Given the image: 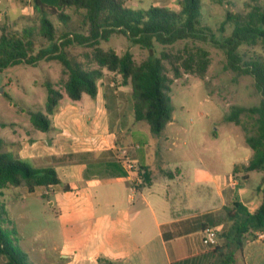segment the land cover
<instances>
[{
	"label": "rangeland",
	"instance_id": "rangeland-1",
	"mask_svg": "<svg viewBox=\"0 0 264 264\" xmlns=\"http://www.w3.org/2000/svg\"><path fill=\"white\" fill-rule=\"evenodd\" d=\"M15 1V7H6L5 3H0V25L18 32L31 30L35 54L40 51L50 54L35 65L19 62L0 71V137L12 139L34 136L37 133L32 128L30 112L45 113L48 96L45 83L51 82L65 93L64 81L67 76L63 63L56 57L62 56L71 62L80 63L87 70L96 67L92 58L93 46L87 41H71V34L88 35V24L84 21L83 11L67 9L66 13L70 17L67 24L55 15L50 16L58 35L54 41H48L40 36L41 14L33 8V1ZM128 1L125 0V3ZM216 1L218 0H201L199 20L212 27L217 38H222L223 35L217 30L226 12L242 9L246 0H221V4ZM147 2L139 7H127L134 10L146 9L151 0ZM226 30L224 35L229 34L231 28ZM185 43L193 42L184 41L175 47H182ZM196 44L210 52L211 64L206 78L203 81L197 76L185 74L174 81L170 92L173 121L160 135L153 134L146 122L135 120L132 114L130 82H124L119 74L107 70L98 84L103 79L110 96L101 94L96 98L99 118L92 119L93 113H88L85 119L81 118V102L73 101L65 95L60 105L66 107L67 112L62 115L57 109V114L49 117L50 131L44 134L54 136L87 133L106 130L111 125L118 133L119 144L123 145L127 139L141 145L139 153L144 162H153L155 157L149 159V149L153 150L159 144L162 152L167 154L164 164L167 168L174 170L182 161L200 160L208 169L229 176L236 166L247 165L248 158L253 155L245 143L241 127L228 121L229 108L233 104L255 105L259 103L260 96L254 92L251 78L226 68L224 51L205 43ZM55 45H59L61 50ZM97 47L103 50L113 49L119 55L130 51L137 63L148 56H158L165 49V46L158 43H155L153 49L134 45L123 34H112L107 41L99 40ZM84 97L90 99L89 95L85 94ZM103 113L105 116H102ZM108 119H111V123ZM6 148L13 154L10 146ZM2 151L8 153L4 149ZM126 154L130 155L129 148ZM262 175L259 172L252 173L249 184H259ZM44 191L43 188H36L30 193L25 186H12L5 188L0 197L18 231L15 244L25 254L26 263L96 264L93 257L96 253V241L90 227L70 225L69 221L58 219L56 213L61 210V203L52 192L45 196ZM226 252H230V249H226ZM234 253L233 260L237 261L234 264H243L240 251L235 250Z\"/></svg>",
	"mask_w": 264,
	"mask_h": 264
},
{
	"label": "trees",
	"instance_id": "trees-1",
	"mask_svg": "<svg viewBox=\"0 0 264 264\" xmlns=\"http://www.w3.org/2000/svg\"><path fill=\"white\" fill-rule=\"evenodd\" d=\"M33 8L41 14L39 33L48 41H54L57 30L50 19L55 15L67 24L70 20L67 9L83 11L88 24V35L71 34V41H87L93 46V61L96 67L85 69L82 64L60 59L67 78L64 91L51 82L47 89L45 113L30 112V120L36 130L50 129L51 115H54L64 95L79 101L84 94L95 98L99 80L105 70L119 74L132 87V107L136 121L147 123L150 131L160 135L173 121V105L170 97L175 80L190 74L205 80L211 64L210 52L196 43H205L224 51L226 68L251 78L254 92L260 96L259 103L252 106L233 104L228 121L241 127L245 143L253 155L243 167L236 166L234 173H263L256 188L261 194V204L251 211L240 201H233L220 210L204 215L207 219L204 229L222 225L218 231V243L213 249L222 264H230L235 250L264 233V0H246L240 10H228L217 38L209 25L201 23L199 15L201 0H179L177 9L150 6L134 10L126 7L125 0H32ZM218 4L221 0L216 1ZM231 28L229 34L227 28ZM0 71L13 64L23 62L35 65L48 58L50 52L35 54L33 32L8 30L0 25ZM112 34L125 35L134 45L153 49L155 43L165 46L158 56H148L137 63L130 51L119 55L115 50L97 47L99 40H108ZM67 37L66 34H62ZM185 43L182 47L175 45ZM61 50L59 45H55ZM215 135V133H214ZM4 141L0 138V197L3 189L10 186H25L33 193L38 187L62 185L54 166H36L31 162L15 158L3 152ZM143 171L145 184L150 182L148 169ZM121 174L125 172L120 169ZM142 181V182H143ZM18 231L8 215L5 204L0 201V264H27L25 254L16 247ZM168 238V235H165ZM230 249V252H226ZM96 264H125L122 260L99 257ZM173 264H181V261Z\"/></svg>",
	"mask_w": 264,
	"mask_h": 264
},
{
	"label": "crops",
	"instance_id": "crops-1",
	"mask_svg": "<svg viewBox=\"0 0 264 264\" xmlns=\"http://www.w3.org/2000/svg\"><path fill=\"white\" fill-rule=\"evenodd\" d=\"M178 1L151 0L150 6L177 9ZM146 2L129 0L125 5L139 7ZM0 3L6 7L17 6L15 0H0ZM99 85L95 98L84 99V94L78 101L81 118L85 119L88 113H93L92 119L100 116L96 98L101 94L110 96V92L105 89L103 79ZM58 110L62 115L67 112L60 103ZM32 128L37 132L34 136L2 138L3 149L10 154L6 148L10 146L13 149L10 155L33 165L55 167L62 185L38 188L45 190V196L52 192L61 203V210L56 213L58 219L69 221L70 225L90 227L96 241L93 256L96 263L99 257H106L125 264L179 261L181 264H222L213 254L214 247L202 243L207 221L204 215L233 201L244 203L251 211L261 204V194L256 190L258 184H249L252 173L246 178L234 172L224 176L208 169L200 160L182 161L173 170L164 166L167 154L159 144L149 149V159L155 157L153 162H144L139 153L141 145L127 139L123 145L119 144L118 133L111 125L101 131L54 136L44 134L50 129L42 132ZM127 148L131 161L139 168L148 169L149 184L136 183L126 169L122 158ZM216 227L220 230L222 225ZM240 254L243 264H264V233H258ZM234 263L237 261L230 264Z\"/></svg>",
	"mask_w": 264,
	"mask_h": 264
},
{
	"label": "built area",
	"instance_id": "built-area-1",
	"mask_svg": "<svg viewBox=\"0 0 264 264\" xmlns=\"http://www.w3.org/2000/svg\"><path fill=\"white\" fill-rule=\"evenodd\" d=\"M122 160L124 161V165H125L126 169L129 171L130 175H133L136 183H139V184L142 183L143 171L140 170L139 167H137L131 161L130 157L128 156V154H126V152L124 153ZM233 185H236L235 180L233 181ZM218 231H219L218 227H207V228L203 229V231H202V243H203V245H205L206 247H215L218 243V237H217Z\"/></svg>",
	"mask_w": 264,
	"mask_h": 264
}]
</instances>
